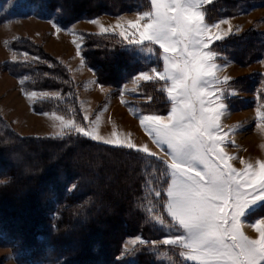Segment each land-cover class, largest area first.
Here are the masks:
<instances>
[{"label": "trees", "instance_id": "trees-1", "mask_svg": "<svg viewBox=\"0 0 264 264\" xmlns=\"http://www.w3.org/2000/svg\"><path fill=\"white\" fill-rule=\"evenodd\" d=\"M253 6V0H214L203 9L211 24ZM150 10V0H18L14 12L55 18L66 27L104 13ZM81 35L84 61L102 85L118 89L140 71L162 68L159 58H143L118 35L90 31ZM8 48L16 60L0 63V72L21 79L24 91L58 92L35 101L33 109L73 118L84 127L82 82L67 65L31 37L14 38ZM211 49L219 63L232 60L247 66L264 57V32L253 26L232 32ZM262 82L264 75L254 72L232 79L231 88L258 91L263 97ZM161 86L162 82L140 83L137 91L146 99L135 103L141 113L169 111L171 104ZM240 99L232 98L233 110L239 109ZM164 173L165 166L155 157L76 131L63 136L22 135L0 111V246L9 247L18 264H194L180 256L167 261L157 253V248L166 249L163 244H140L129 257L121 256L128 236L140 235L148 242L166 236L152 219L162 215L165 221L171 220L163 206L164 188L170 181ZM258 215H264V205L253 211L254 217Z\"/></svg>", "mask_w": 264, "mask_h": 264}, {"label": "snow or ice", "instance_id": "snow-or-ice-1", "mask_svg": "<svg viewBox=\"0 0 264 264\" xmlns=\"http://www.w3.org/2000/svg\"><path fill=\"white\" fill-rule=\"evenodd\" d=\"M211 2L151 0V10L135 20L122 18L110 27L100 24V35H118L123 43L141 51H152L145 45H158L162 50L161 70L151 67L141 71L134 83L162 82L160 90L171 104L167 115L140 118L141 126L163 154L151 151L147 145L138 147L116 133L114 138L105 139L95 128L86 130L72 120L65 122L63 117H57L61 121L57 135H65L66 129L76 131L159 160L165 166L164 175L170 178L164 188L167 198L163 206L177 229L161 243L177 246L186 260L198 264H264V216L245 223L250 213L264 205V160L256 164L241 160L245 166L237 168L232 163L237 157L225 149L228 142L235 143L229 135L235 129L225 131L221 124L226 112L224 85L232 77L219 75L222 68L211 45L231 34L232 28L222 32L221 24L227 21L206 22L202 5ZM12 60H16L15 55ZM28 95L35 98L37 93ZM257 115L264 122V111L258 109ZM154 194L161 196L160 191ZM152 219L160 225L165 223L162 215ZM246 227L257 235L249 236ZM129 243L135 246L157 242L137 237ZM124 250L131 251L127 244Z\"/></svg>", "mask_w": 264, "mask_h": 264}, {"label": "rangeland", "instance_id": "rangeland-1", "mask_svg": "<svg viewBox=\"0 0 264 264\" xmlns=\"http://www.w3.org/2000/svg\"><path fill=\"white\" fill-rule=\"evenodd\" d=\"M17 3L18 0H6L5 2L0 1V63H3L6 60H12L14 53L8 48L9 41L18 37H31L35 41L43 43L45 49L53 55L57 56L59 59L64 58L68 61L76 62L75 57L78 54L79 49L81 50L82 45V31H100V24H103L106 27H110L112 25H115L117 21L121 20L122 18L124 21L135 20L140 14L143 13L130 12L118 15L104 13L99 17L84 18L79 21H76L75 23L69 26L64 27L60 23H58L55 18L44 19L40 17L37 13H32L31 15L23 16L17 12H14L15 7H17ZM253 4V7L243 11L238 15L222 18L220 20L215 21L214 23L220 21H227V23L221 24L222 32L227 31L229 26H231L232 32H241L251 26L264 32V0H253ZM204 5H202L203 11ZM93 20H98L99 23H92L91 21ZM77 45H79V48L77 47ZM143 47L145 49L150 47L152 51H141L140 48L133 46L135 52L143 58L150 61L159 58L162 63V50L159 49L158 45H145ZM217 63L222 68V71L219 73L221 77L230 76L232 77V79H234L252 74L254 72H260L264 75V57L259 61L247 66H240L234 63L232 60H227L224 63ZM140 72H138L135 77ZM134 78L131 81L122 84L118 88L119 91H117L116 93L126 91L128 92V96L130 98H134V100H136L135 102L143 101L146 98L141 96L137 91L138 86L143 81L134 83ZM231 80L226 85H224L223 102L226 105V112L225 115L221 117V124L225 131H229V129H235L234 131L229 132L231 139L235 141V143L228 142L225 145V149L230 155L237 157L235 160L232 161L234 166L237 168H244L245 165L241 163V160L253 164H256L260 160H264V122H262L257 115L258 109L264 111V94L262 97L258 93V91L245 92L231 88ZM263 85L264 83L262 82V85L259 88H264ZM107 86H103V89L105 88L106 90L108 87H110V93L114 90H118L115 87ZM18 89L22 90L21 79L11 75L6 71L0 72V104L6 114L3 115L6 118H10L16 124V127L25 135H32L31 133L43 134L44 132L48 131L54 120L50 119L46 122H42L41 120L33 119L29 115L23 100L18 95ZM33 91L37 93V97L41 98H46L49 96L55 97L58 94V92L32 90V92ZM45 93L48 94L46 97L44 96ZM110 93L108 96L111 95ZM234 97L241 98L240 102L237 103V106H239V109L237 110H233L230 105L232 103V98ZM136 108V111L138 110L137 114H143L141 113L137 105ZM168 112L163 115H167ZM87 116L89 118V115ZM64 118L65 122L68 120H72L76 123L73 118ZM128 121L129 123L132 122L133 124H135V121L131 118L128 119ZM84 127L87 129V122ZM21 132L19 133L22 134ZM65 132H68V130L66 129ZM144 145H147L151 151L163 154L161 152V149L154 142L153 137L150 136L148 133L147 139H145L144 143L141 144L139 147H142ZM260 216L264 215H258L257 217H254L252 212L245 219V223L249 224L255 218H258ZM161 226L167 232L166 236L159 240H155V242L157 243L154 245L150 243V247L162 245L161 242L164 238H166L168 235L177 233V229L174 225V222H172L171 220L170 222L165 221L164 225ZM245 231L249 236L255 237L257 235L255 230L250 227H246ZM137 237H140L145 240L140 235L128 236L125 239L124 245L127 244L128 248L131 251L125 252V250L123 249V253H121L122 257H129L130 253L140 245L138 244L133 246L131 243H129L132 239H135ZM147 244L149 243H146L145 245ZM164 246H166V249L161 251L159 248H157V253L161 257L165 258L167 261H171V256H180L182 260L189 261L180 255L181 249H179L177 246ZM189 262L198 264V262L195 261ZM0 264H18L16 261L15 254L9 247L0 246Z\"/></svg>", "mask_w": 264, "mask_h": 264}, {"label": "crops", "instance_id": "crops-1", "mask_svg": "<svg viewBox=\"0 0 264 264\" xmlns=\"http://www.w3.org/2000/svg\"><path fill=\"white\" fill-rule=\"evenodd\" d=\"M89 31L92 32L93 30ZM94 32L100 33V31ZM75 59L76 62L68 61L64 58H61L60 60H62L71 70L73 77L77 81L81 80L80 82H82V87L80 89L81 108L84 116L85 114L89 115V118L85 120L88 123L86 130L91 131L95 128L105 139L114 138L113 133H116L119 138L130 140L131 142L137 144L138 147L143 144L144 140L147 139V133L140 124L139 118H141L143 114H140L139 112V114H137L138 110L136 111V100H134V98H130L128 96V92L126 91L108 96L111 91L109 90L110 87L97 82L94 70L87 66L80 49ZM103 86H107L108 88L105 90V88L103 89ZM31 92L32 91L18 89V95L23 100L29 115L33 119H38L42 122H46L50 119L54 120L48 131L44 132L43 134H31L57 135L59 132L57 125L61 123L57 117L63 116L56 112H36L33 109V103L38 100V98H42L37 96L35 98H30L28 93ZM0 109L1 113L6 115L1 104ZM130 118L135 121V124L132 122L129 123L128 119ZM7 119L17 131L21 132L10 118L7 117ZM21 133L24 134L23 132Z\"/></svg>", "mask_w": 264, "mask_h": 264}, {"label": "bare ground", "instance_id": "bare-ground-1", "mask_svg": "<svg viewBox=\"0 0 264 264\" xmlns=\"http://www.w3.org/2000/svg\"><path fill=\"white\" fill-rule=\"evenodd\" d=\"M86 66V65H85ZM88 66V65H87ZM136 67V66H135ZM22 69V68H21ZM134 69V68H133ZM14 75V74H13ZM81 81V80H80ZM80 83V82H79ZM121 89V88H120ZM119 91V89H118ZM112 95V94H111ZM50 97V96H49ZM39 99V98H38ZM37 101V100H36ZM131 102V101H130ZM133 103V102H132ZM35 105V104H34ZM146 192V191H145ZM18 259V258H17ZM19 263V262H18Z\"/></svg>", "mask_w": 264, "mask_h": 264}]
</instances>
